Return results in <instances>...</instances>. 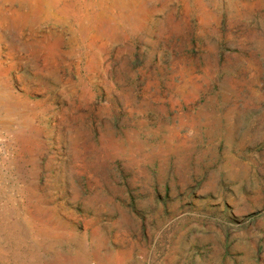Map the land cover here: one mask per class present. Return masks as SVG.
I'll return each mask as SVG.
<instances>
[{"label": "rangeland", "instance_id": "obj_1", "mask_svg": "<svg viewBox=\"0 0 264 264\" xmlns=\"http://www.w3.org/2000/svg\"><path fill=\"white\" fill-rule=\"evenodd\" d=\"M0 103V264H264V0H0Z\"/></svg>", "mask_w": 264, "mask_h": 264}, {"label": "bare ground", "instance_id": "obj_2", "mask_svg": "<svg viewBox=\"0 0 264 264\" xmlns=\"http://www.w3.org/2000/svg\"><path fill=\"white\" fill-rule=\"evenodd\" d=\"M56 1H58V0H56ZM60 1H62V0H59V2ZM115 2V1H114ZM1 104V103H0ZM3 104V103H2ZM3 106V108H4V110H5V113L7 114L8 113V108H7V106H5L4 104L2 105ZM4 114V113H3ZM8 116V115H7Z\"/></svg>", "mask_w": 264, "mask_h": 264}]
</instances>
